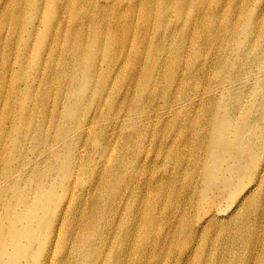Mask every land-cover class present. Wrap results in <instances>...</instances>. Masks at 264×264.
<instances>
[{
	"label": "bare ground",
	"instance_id": "1",
	"mask_svg": "<svg viewBox=\"0 0 264 264\" xmlns=\"http://www.w3.org/2000/svg\"><path fill=\"white\" fill-rule=\"evenodd\" d=\"M15 9L67 51L0 176V264H264V0Z\"/></svg>",
	"mask_w": 264,
	"mask_h": 264
},
{
	"label": "rangeland",
	"instance_id": "2",
	"mask_svg": "<svg viewBox=\"0 0 264 264\" xmlns=\"http://www.w3.org/2000/svg\"><path fill=\"white\" fill-rule=\"evenodd\" d=\"M15 11H17L16 16H14ZM15 11L13 14L4 16L0 27L3 36L6 35V43L0 47V120L4 121V135H9L7 139H3V144L10 146L12 150L11 157L9 156L5 160L0 159V176L4 174L3 168L6 167L7 161L10 162L12 159L22 157L23 151L27 148H35L36 140L33 138L30 141L27 140L29 127L23 126L25 122H29L27 121L29 117L27 116L28 107L26 105L29 99L31 100L32 95L35 101V88L40 89V91L44 90L45 76L48 72L55 70L54 59L57 58L63 63L64 53L67 51L65 41H62L61 46L57 45L59 42L55 37H60L57 32L54 33V39H50L51 48L48 49L47 43L50 40L43 42V38L39 36L40 31L33 28L34 20L23 23L22 20L30 18L27 15L32 16L33 14L34 16L32 11L24 10L23 13L16 9ZM13 25H15V29ZM30 32L32 33L30 34ZM15 33L16 35H13ZM32 72H38V74L34 75ZM61 79L62 77L59 78V80ZM52 86L50 94L51 97H55L56 86L55 84ZM2 106L6 109L4 114H1ZM20 145H22L21 149H19ZM36 148H43L42 140H37ZM27 155L32 157L30 151H27ZM0 196H2L1 193ZM23 209L24 206L19 205V212H23ZM23 232L26 234L24 241L27 242L28 227ZM26 251L28 250L25 247H21L20 256L24 255ZM13 255L15 252L8 251V256ZM3 257L7 258V255H3ZM19 263H27V259L22 257L18 260Z\"/></svg>",
	"mask_w": 264,
	"mask_h": 264
}]
</instances>
